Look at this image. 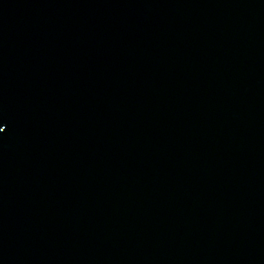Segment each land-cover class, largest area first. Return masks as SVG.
I'll list each match as a JSON object with an SVG mask.
<instances>
[{
    "label": "water",
    "instance_id": "95a60500",
    "mask_svg": "<svg viewBox=\"0 0 264 264\" xmlns=\"http://www.w3.org/2000/svg\"><path fill=\"white\" fill-rule=\"evenodd\" d=\"M0 264H264V0H0Z\"/></svg>",
    "mask_w": 264,
    "mask_h": 264
},
{
    "label": "snow or ice",
    "instance_id": "6c2138e0",
    "mask_svg": "<svg viewBox=\"0 0 264 264\" xmlns=\"http://www.w3.org/2000/svg\"><path fill=\"white\" fill-rule=\"evenodd\" d=\"M4 128L2 126H0V132H3Z\"/></svg>",
    "mask_w": 264,
    "mask_h": 264
}]
</instances>
